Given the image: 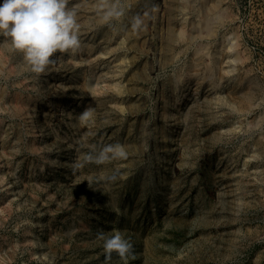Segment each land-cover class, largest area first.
Instances as JSON below:
<instances>
[{
    "label": "rangeland",
    "instance_id": "obj_1",
    "mask_svg": "<svg viewBox=\"0 0 264 264\" xmlns=\"http://www.w3.org/2000/svg\"><path fill=\"white\" fill-rule=\"evenodd\" d=\"M220 1L216 34L172 51L212 0H115L112 26L69 0L92 71L85 47L39 75L0 50V264H124L97 239L114 230L127 264H264V0ZM196 49L201 77L179 82ZM117 143L127 159H82Z\"/></svg>",
    "mask_w": 264,
    "mask_h": 264
},
{
    "label": "clouds",
    "instance_id": "obj_2",
    "mask_svg": "<svg viewBox=\"0 0 264 264\" xmlns=\"http://www.w3.org/2000/svg\"><path fill=\"white\" fill-rule=\"evenodd\" d=\"M98 16L101 23L112 26V22L123 15L118 3L98 0ZM139 24V20L136 24ZM77 5L69 7V0H3L0 4V50L11 54H21L27 70L39 75L54 63L57 53L75 54L81 46L79 39ZM95 109L87 108L77 118L81 127L95 125ZM128 153L121 144H108L98 152L82 155L85 163L103 165L127 159ZM77 162L73 169L83 167ZM103 241V252L107 261L116 254L124 264L133 257V245L119 230L111 234L97 233Z\"/></svg>",
    "mask_w": 264,
    "mask_h": 264
},
{
    "label": "bare ground",
    "instance_id": "obj_3",
    "mask_svg": "<svg viewBox=\"0 0 264 264\" xmlns=\"http://www.w3.org/2000/svg\"><path fill=\"white\" fill-rule=\"evenodd\" d=\"M135 1V0H134ZM203 1V0H202ZM208 1V0H207ZM110 3H115V0H110L109 1ZM212 2H214L213 0H212ZM211 2V3H212ZM200 3H202V2H200ZM206 3V2H205ZM208 3L209 2H207V4H205L206 5V11H207V13H206V11H205V13L203 12V9H202V12H203V14H202V16H201V9L199 8V10H197V7H195V5L193 6V11L194 12H197L198 14V16H199V18H198V22L199 23H197V24H199V27H197L196 29H193V30H191V32L187 29V22H188V20L187 19H184V21H182V23L180 24L181 26H180V31H179V33H177L175 30H171L170 31V33H169V43H168V47H169V49L170 50H175L174 48L175 47H173L174 45H175V43L177 42H180V43H184V46L186 45H189V44H194L195 45V43H198V40L201 38V36H202V34H205V35H207V37H209L208 35H211V36H213V35H215L216 34V26H215V18L213 17L214 15H217L218 16V14L220 13V11H221V1L219 0L218 2H214L213 3V5L211 6V5H208ZM203 5H204V3H203ZM200 6H202V4L200 5ZM210 7V9H208L209 7ZM208 7V8H207ZM202 8H203V6H202ZM195 9H196V11H195ZM97 14V13H96ZM196 16V15H195ZM223 18V17H222ZM220 21H218V23H219ZM104 23H101V21H99V25H103ZM199 28V29H198ZM103 30H101V32H102ZM122 31V26L121 25H119L117 28H116V33L115 34H120V32ZM194 31V32H193ZM96 34H98V32H96ZM104 35H98L97 37H96V39H94V41H92V42H95L98 38H102V39H104V43H108L107 42V35H108V33H103ZM110 38V37H109ZM1 39V38H0ZM79 39H81L80 37H79ZM93 40V39H92ZM111 40V39H110ZM228 40V39H227ZM81 41V40H80ZM229 42H230V40H229ZM81 43V42H80ZM236 44V43H235ZM94 44L92 43V44H83V43H81V48L82 47H85V49H86V52H88V55H87V57H88V61L90 62V67H91V71L94 69V67H96V64L91 60V57L96 53V51H95V49H94V46H93ZM185 46V47H186ZM190 46H192V45H190ZM230 46V51L232 50V51H234V48H235V45L233 44V45H228V47ZM172 48V49H171ZM189 48H191V47H189ZM188 48V49H189ZM225 48V47H224ZM223 48V49H224ZM168 49V50H169ZM203 49V48H202ZM202 49H200V50H197L196 49V52H195V54L193 55V58H192V61L190 62V64H189V66H188V70L185 72V73H181V74H179V82H184L185 80H187L188 81V78L189 79H191V78H199V77H201V66H202V64H203V62H204V59L205 58H203L204 56H202L201 54H203V52L201 53V50ZM169 50V51H170ZM204 50V49H203ZM202 50V51H203ZM205 50H208V48H206ZM6 51V50H5ZM210 51V50H209ZM208 51V52H209ZM229 51V50H228ZM227 51V52H228ZM229 51V52H230ZM205 52V51H204ZM1 53H3V51L1 52ZM0 53V54H1ZM106 53H108V52H106ZM234 53V52H233ZM215 54H217V53H215ZM222 54V53H221ZM205 55V54H204ZM223 55V54H222ZM232 55V54H231ZM230 55V56H231ZM224 56V55H223ZM236 56H238V55H236ZM6 58V57H5ZM222 58V57H221ZM7 59V58H6ZM214 59V58H213ZM218 60V59H217ZM215 63H216V61L215 60H213ZM14 62H15V60H14ZM71 62L72 63H76V61L74 60V58H72V60H71ZM218 62V61H217ZM214 63V64H215ZM4 65V64H3ZM7 66V65H6ZM216 66H217V64H216ZM3 67V66H2ZM5 67V66H4ZM3 67V68H4ZM121 67V66H120ZM214 67V66H213ZM212 67V68H213ZM2 69V68H1ZM209 69H210V67H209ZM214 69V68H213ZM212 69V70H213ZM3 70V69H2ZM208 71V70H207ZM210 72H211V70H209ZM214 71V70H213ZM121 73L123 74L124 73V71H121ZM207 73V72H206ZM208 74V73H207ZM211 74V73H210ZM209 74V75H210ZM214 74V73H213ZM213 74H212V76H213ZM203 75H204V73H203ZM208 75V78L209 77H211V76H209ZM91 77V76H90ZM205 77V76H204ZM207 77V76H206ZM92 78V77H91ZM215 78V77H214ZM214 78H211V79H214ZM211 79L209 80V81H211ZM216 81V80H215ZM199 83H201L200 81H199ZM212 83V82H211ZM215 83V82H214ZM90 85V84H89ZM92 85V84H91ZM90 85V86H91ZM198 85H200V87H201V84H198ZM213 85V84H212ZM215 85V84H214ZM118 87V86H117ZM216 88V87H215ZM248 94V93H247ZM248 98V97H247ZM250 98H252L253 99V97H251L250 96ZM248 101V100H247ZM261 145V144H260Z\"/></svg>",
    "mask_w": 264,
    "mask_h": 264
}]
</instances>
